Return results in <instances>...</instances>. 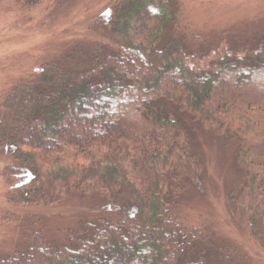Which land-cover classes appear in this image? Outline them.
<instances>
[{"label":"trees","instance_id":"16d2710c","mask_svg":"<svg viewBox=\"0 0 264 264\" xmlns=\"http://www.w3.org/2000/svg\"><path fill=\"white\" fill-rule=\"evenodd\" d=\"M16 2L31 9L41 0ZM90 31L100 36L90 50L44 63L6 96L0 152L24 177L10 202L80 196L101 200L102 214L57 242L34 227L0 264L237 261L211 226H189L178 206L179 191L204 179L194 129L180 114L237 141L240 203L249 237L264 248V39L241 50L212 43L179 0H116Z\"/></svg>","mask_w":264,"mask_h":264},{"label":"rangeland","instance_id":"374dc122","mask_svg":"<svg viewBox=\"0 0 264 264\" xmlns=\"http://www.w3.org/2000/svg\"><path fill=\"white\" fill-rule=\"evenodd\" d=\"M115 1L41 0L24 9L16 0H0V106L14 86L33 77L44 63L73 50H90L100 39L90 31L91 24ZM179 1L191 26L212 43L227 40L241 50L264 39V0ZM177 117L194 129V149L204 167L199 188L179 191L178 206L186 223L211 226L216 245L237 259L212 264H264V248L249 237L248 214L240 203L246 175L237 164V141L218 136L189 115ZM23 180L9 155L0 152V254L24 249L34 227L43 226L46 240L57 242L79 221L102 214L95 209L101 200L80 196H67L51 206L10 202Z\"/></svg>","mask_w":264,"mask_h":264}]
</instances>
